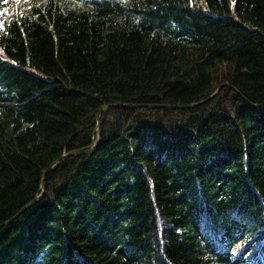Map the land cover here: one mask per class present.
I'll return each instance as SVG.
<instances>
[{"label":"trees","instance_id":"1","mask_svg":"<svg viewBox=\"0 0 264 264\" xmlns=\"http://www.w3.org/2000/svg\"><path fill=\"white\" fill-rule=\"evenodd\" d=\"M73 1H0V264H264V0Z\"/></svg>","mask_w":264,"mask_h":264},{"label":"rangeland","instance_id":"2","mask_svg":"<svg viewBox=\"0 0 264 264\" xmlns=\"http://www.w3.org/2000/svg\"><path fill=\"white\" fill-rule=\"evenodd\" d=\"M1 1V0H0ZM195 3L200 4L201 0H193ZM39 3V0H11V3L7 5L6 14L7 16L12 15L16 10H26L33 4ZM81 0H76L75 2H71L70 6L72 9H78L82 6ZM1 12V11H0Z\"/></svg>","mask_w":264,"mask_h":264},{"label":"water","instance_id":"3","mask_svg":"<svg viewBox=\"0 0 264 264\" xmlns=\"http://www.w3.org/2000/svg\"><path fill=\"white\" fill-rule=\"evenodd\" d=\"M219 89H220V87L216 90V92L214 93V95L215 94H217V92L219 91ZM212 97V96H211ZM197 104H200V103H197ZM197 104H191V105H188V106H185V107H181V108H188V107H193V106H195V105H197ZM104 109H101L100 110V113L103 111ZM62 158H64V157H62ZM38 198V197H37ZM36 198V199H37ZM35 199V200H36ZM27 207V205L25 206V207H23L21 210H20V212H18L13 218H12V220H14L15 218H17L23 211H24V209Z\"/></svg>","mask_w":264,"mask_h":264}]
</instances>
